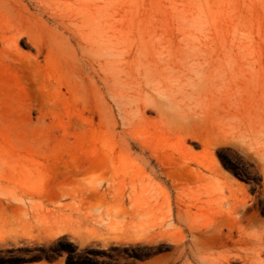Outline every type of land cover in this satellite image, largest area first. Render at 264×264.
I'll list each match as a JSON object with an SVG mask.
<instances>
[{
	"label": "rangeland",
	"instance_id": "obj_1",
	"mask_svg": "<svg viewBox=\"0 0 264 264\" xmlns=\"http://www.w3.org/2000/svg\"><path fill=\"white\" fill-rule=\"evenodd\" d=\"M109 10L123 19L118 46L157 35L163 52L182 40L183 16L216 19L200 36L218 31L241 55L216 65L223 88L217 81L184 89L193 98L226 99L233 95L228 86L236 87L233 101L264 118V0H109ZM56 22L60 17L37 0H0V264H159L173 251L163 232L178 224L176 201L193 200L177 186L197 176V161L241 179L252 193L260 172L234 144L203 152L157 121L138 136L160 155V173L120 155L90 102L78 98L72 60L50 46L62 30ZM187 99L192 119L214 109L207 101L203 112ZM260 205L264 217L262 199Z\"/></svg>",
	"mask_w": 264,
	"mask_h": 264
},
{
	"label": "bare ground",
	"instance_id": "obj_2",
	"mask_svg": "<svg viewBox=\"0 0 264 264\" xmlns=\"http://www.w3.org/2000/svg\"><path fill=\"white\" fill-rule=\"evenodd\" d=\"M37 1L60 17L55 24L62 30L53 34L50 46L72 60L78 98L90 102L120 155H135L160 173V155L147 136H138L145 123L157 121L184 140H196L203 152L234 144L260 172L261 182L252 193L241 179L197 161V176L175 185L178 195L193 200L190 204L176 201L172 215L178 224L163 232L174 242L173 251L159 264H264L260 205L261 199L264 203V118L243 111L241 103L233 101L236 87L228 86L233 95L226 99L222 95L193 98L195 92L184 89L188 83L213 86L217 81L223 88V75L216 65L241 55V47L226 48L218 31L213 38L200 36L203 27L214 26L216 19L184 16L181 21L188 28L175 48L166 47L163 52L157 35L120 47L115 39L116 33H123L118 26L123 19L111 14L109 0L103 4L99 0ZM187 98H193L203 112L207 101L213 102L214 109L192 119ZM151 108L155 118L146 115ZM133 147L139 151H132ZM147 206L150 222L153 205Z\"/></svg>",
	"mask_w": 264,
	"mask_h": 264
}]
</instances>
